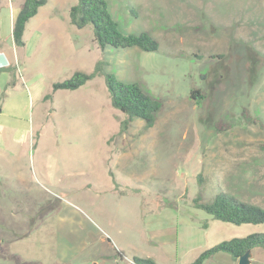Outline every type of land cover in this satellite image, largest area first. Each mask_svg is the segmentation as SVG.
<instances>
[{
  "label": "rangeland",
  "instance_id": "374dc122",
  "mask_svg": "<svg viewBox=\"0 0 264 264\" xmlns=\"http://www.w3.org/2000/svg\"><path fill=\"white\" fill-rule=\"evenodd\" d=\"M11 1L15 15L22 0ZM106 1L122 32H149L157 50L101 49L91 24L69 21L78 0H48L16 47L0 0V264H187L221 240L264 233V222L193 205L223 190L264 209V0ZM100 59L161 101L151 127L135 118L120 130L103 76L53 91ZM251 252L264 264V247ZM237 261L219 251L203 264Z\"/></svg>",
  "mask_w": 264,
  "mask_h": 264
},
{
  "label": "trees",
  "instance_id": "16d2710c",
  "mask_svg": "<svg viewBox=\"0 0 264 264\" xmlns=\"http://www.w3.org/2000/svg\"><path fill=\"white\" fill-rule=\"evenodd\" d=\"M48 0H23L17 14L14 16L11 27V35L16 47L25 44L23 35L25 26L29 19L37 14L39 7L45 5ZM68 17L71 24L76 28H82L91 24L92 32L97 46L104 49L111 45L114 48L137 47L143 51H155L159 47L158 41L147 31L138 33L122 32L119 29L117 21L108 10L106 0H78L68 8ZM107 61L100 59L89 71L76 70L68 78L52 83L53 91L58 89L75 90L88 80L98 76H103L105 86L109 92L111 107L122 112L125 118L121 120L120 130L126 129L128 123L135 118L143 119L145 127H151L155 121L158 111L162 105L161 101L149 92L145 91L138 82L122 81L118 79L111 71L105 70ZM10 66V65H8ZM4 66L0 67L3 69ZM51 93L44 97L50 98ZM190 97L198 102L204 97V92L199 88H194L190 92ZM243 117L248 123H255L256 119L247 114L243 110ZM222 122L218 121L216 127H221ZM229 125L227 124L226 127ZM115 183V175L109 172ZM200 183L204 182V177L199 175ZM194 207L204 210L212 218L229 222L232 224H248L263 223L264 209L263 207L243 201L236 196L219 191L211 202L205 203L201 201L198 195L193 202ZM255 246L264 247V233L253 232L246 236L233 237L228 240H221L214 245L202 249L198 255L187 264H203L204 261L211 258L215 253L223 251L229 253L233 258L244 253L247 249ZM1 248V246H0ZM119 253H121L119 251ZM132 264H155L151 257L134 256Z\"/></svg>",
  "mask_w": 264,
  "mask_h": 264
},
{
  "label": "crops",
  "instance_id": "0c3cea01",
  "mask_svg": "<svg viewBox=\"0 0 264 264\" xmlns=\"http://www.w3.org/2000/svg\"><path fill=\"white\" fill-rule=\"evenodd\" d=\"M22 2H23V0L21 1V3H19V5H17V6H18V9H19L20 5L22 4ZM9 4H10V13H11V15L13 16V20H14V16H15L16 14H15V15L12 14V8H11V7H12V1H11V0H9ZM17 12H18V11H17ZM0 53L3 54V53H4V49H1V48H0ZM4 55H5L6 58H7V62L10 63V58H9V56H8L7 54H4ZM174 237H175V236H174ZM174 237H173V235H172V236H171L172 240H170V239H169V236H168L167 238H165L164 236H160V235H159V236L156 237V239L158 240V243H159V244H163L164 242L166 243V242H171V241H173V238H174ZM155 243H156V242H155ZM171 243H172V242H171ZM207 260H208V259H207ZM207 260H206V261H207ZM154 262H155V261H154ZM204 262H205V261H204ZM155 264H157V263L155 262Z\"/></svg>",
  "mask_w": 264,
  "mask_h": 264
},
{
  "label": "water",
  "instance_id": "95a60500",
  "mask_svg": "<svg viewBox=\"0 0 264 264\" xmlns=\"http://www.w3.org/2000/svg\"><path fill=\"white\" fill-rule=\"evenodd\" d=\"M251 257H252V252L251 249L249 248L243 254L241 253L238 256V261L236 262V264H251L252 262Z\"/></svg>",
  "mask_w": 264,
  "mask_h": 264
}]
</instances>
